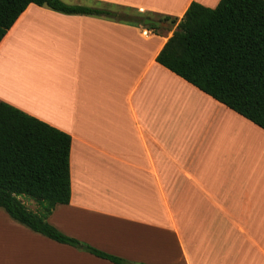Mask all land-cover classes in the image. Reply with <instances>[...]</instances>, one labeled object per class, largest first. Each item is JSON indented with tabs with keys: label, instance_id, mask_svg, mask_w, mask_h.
Instances as JSON below:
<instances>
[{
	"label": "crops",
	"instance_id": "0c3cea01",
	"mask_svg": "<svg viewBox=\"0 0 264 264\" xmlns=\"http://www.w3.org/2000/svg\"><path fill=\"white\" fill-rule=\"evenodd\" d=\"M64 1L182 17L220 0ZM168 24L30 3L0 42V100L72 136L48 221L130 264H264V129L157 61ZM0 264L117 263L0 207Z\"/></svg>",
	"mask_w": 264,
	"mask_h": 264
},
{
	"label": "trees",
	"instance_id": "16d2710c",
	"mask_svg": "<svg viewBox=\"0 0 264 264\" xmlns=\"http://www.w3.org/2000/svg\"><path fill=\"white\" fill-rule=\"evenodd\" d=\"M30 3L134 25H144L149 17L132 7L101 2L0 0V42ZM156 19L176 25L157 61L264 129V0H220L215 7L192 1L182 17ZM144 26L154 31L167 27ZM71 146L70 134L0 100V207L51 239L130 264L48 221L57 204L71 199ZM24 195L39 208L30 209Z\"/></svg>",
	"mask_w": 264,
	"mask_h": 264
},
{
	"label": "water",
	"instance_id": "95a60500",
	"mask_svg": "<svg viewBox=\"0 0 264 264\" xmlns=\"http://www.w3.org/2000/svg\"><path fill=\"white\" fill-rule=\"evenodd\" d=\"M163 24L162 21H160L159 19L153 18V17H146L144 19V25H157V26H161Z\"/></svg>",
	"mask_w": 264,
	"mask_h": 264
},
{
	"label": "rangeland",
	"instance_id": "374dc122",
	"mask_svg": "<svg viewBox=\"0 0 264 264\" xmlns=\"http://www.w3.org/2000/svg\"><path fill=\"white\" fill-rule=\"evenodd\" d=\"M147 15V14H146ZM154 18H157L158 16L157 15H152ZM164 24V23H163ZM162 24V25H163ZM170 25V23L168 24V26ZM22 198H23V200L26 202V201H29V202H31V203H33V202H37L36 200H34V199H32V198H30V197H27V196H22Z\"/></svg>",
	"mask_w": 264,
	"mask_h": 264
}]
</instances>
